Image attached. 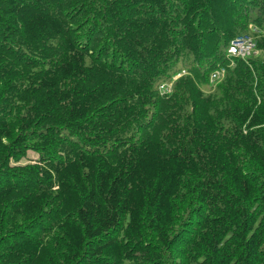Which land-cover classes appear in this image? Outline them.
<instances>
[{
	"label": "trees",
	"instance_id": "trees-1",
	"mask_svg": "<svg viewBox=\"0 0 264 264\" xmlns=\"http://www.w3.org/2000/svg\"><path fill=\"white\" fill-rule=\"evenodd\" d=\"M0 264H264V0H0Z\"/></svg>",
	"mask_w": 264,
	"mask_h": 264
},
{
	"label": "rangeland",
	"instance_id": "rangeland-1",
	"mask_svg": "<svg viewBox=\"0 0 264 264\" xmlns=\"http://www.w3.org/2000/svg\"><path fill=\"white\" fill-rule=\"evenodd\" d=\"M249 27L251 28L250 29V34L249 35L244 34L241 37L236 36L235 37L236 38V40H235L236 42H234V44L235 45H240L241 44L240 42H237V38L238 39H246V37H247L249 39L251 45L248 48H246V51H245L246 54L244 56H242L241 55V52H239V50H237V52H238L239 55H235L236 57L237 56H241L242 58L246 59L249 56L257 55V54L260 53V51H258V48H257L258 47L257 37L252 35V34H254L255 28L252 27L251 25H249ZM215 83L217 85L219 84L217 82H214L213 84H215ZM202 88H203L204 91L211 90L212 89V83L209 82V84L203 85ZM164 91L170 92L171 91V88L170 87L165 88ZM37 158H38V156H37V154L35 152L28 151L27 152V155L24 158H22L18 162V164H26V163H29V162H34Z\"/></svg>",
	"mask_w": 264,
	"mask_h": 264
},
{
	"label": "built area",
	"instance_id": "built-area-1",
	"mask_svg": "<svg viewBox=\"0 0 264 264\" xmlns=\"http://www.w3.org/2000/svg\"><path fill=\"white\" fill-rule=\"evenodd\" d=\"M239 37H241V36H239ZM235 40H236V38H234V39H232L230 41V44L228 46V52H229V54L232 55V56L239 55L238 52H237V50H239V52H241V55L244 56L246 54L245 53L246 48H248L251 45L249 39L247 37H246V39H238L237 38V42H240L241 43L240 45H235L234 44V42H236ZM237 57L242 58L241 56H237ZM221 72L223 73V70H221ZM218 76H220V73L219 72H217V73L214 72L211 75V77L213 79H215Z\"/></svg>",
	"mask_w": 264,
	"mask_h": 264
},
{
	"label": "clouds",
	"instance_id": "clouds-1",
	"mask_svg": "<svg viewBox=\"0 0 264 264\" xmlns=\"http://www.w3.org/2000/svg\"><path fill=\"white\" fill-rule=\"evenodd\" d=\"M230 44V43H229ZM229 46V45H228ZM228 54H229V52H228ZM230 55V54H229ZM232 56V55H231ZM236 57V56H235ZM221 70H223V69H221ZM218 71H215V73H217ZM223 72H224V70H223ZM212 73H214V72H212ZM220 73V76H224V74H222V72L220 71L219 72ZM219 77V76H218ZM218 77H216L215 79H213L212 77H211V75H210V82H213L214 80H217L218 79ZM177 78V75L176 76H174L172 79H171V83L175 80ZM165 88H168V87H164V86H161L160 87V90L161 91H164V89ZM165 92H167V91H165Z\"/></svg>",
	"mask_w": 264,
	"mask_h": 264
}]
</instances>
